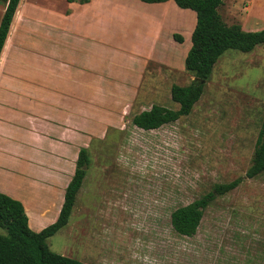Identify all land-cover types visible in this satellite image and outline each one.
Instances as JSON below:
<instances>
[{
  "label": "rangeland",
  "instance_id": "374dc122",
  "mask_svg": "<svg viewBox=\"0 0 264 264\" xmlns=\"http://www.w3.org/2000/svg\"><path fill=\"white\" fill-rule=\"evenodd\" d=\"M226 1L224 21L246 19L247 1L234 3L237 12ZM117 12L114 24H96L95 32L105 35L99 66L74 68L86 85L84 117L80 101L79 111H68L67 126L53 123L67 132V150L54 155L34 148L8 177H34L43 166L59 172L44 192L23 194L31 228L40 231L58 217L75 158L86 148L90 161L70 220L47 241L55 252L88 264H264V172L246 177L264 118V44L251 52L227 50L191 113L145 130L133 117L154 104L178 109L172 85L195 80L185 67L192 43L181 14L190 13L196 24V13L173 0H134ZM238 177L235 189L209 204L193 236L173 228L176 208ZM0 233L7 230L0 226Z\"/></svg>",
  "mask_w": 264,
  "mask_h": 264
},
{
  "label": "crops",
  "instance_id": "0c3cea01",
  "mask_svg": "<svg viewBox=\"0 0 264 264\" xmlns=\"http://www.w3.org/2000/svg\"><path fill=\"white\" fill-rule=\"evenodd\" d=\"M133 1L90 0L79 3L68 0H20L0 55V192L7 191L5 194L22 202L25 192L29 195L30 192L35 195L44 192L47 190V180L57 178L59 172L56 168L48 169L50 166L40 167L42 170L34 177L30 174L22 178L24 182L33 178L30 182L32 185L24 183L22 179L8 177L14 174V169L19 168L22 154L29 157L28 153L34 148L40 147L41 151H50L54 155L62 153L63 146L64 151L67 150V132L57 131L53 123L64 121L67 126L65 118L68 111L70 108L79 111L80 101V117H84L86 85L84 76L78 77L74 68L83 63L88 68L99 66L96 59L101 53L100 37L105 35L95 32L96 24H114L117 9ZM239 1L232 0L229 9L237 12L238 7H234V3ZM245 1L249 9L244 14L246 19L240 18L237 23L245 30L264 29V0ZM5 9L6 3H0V23ZM181 15L184 17L183 26L190 29L192 36L195 20L190 13ZM185 17H189L187 19L190 21H186ZM83 49L86 50L84 56ZM85 67L79 68L84 71ZM68 81L70 85L67 91H63ZM70 88L73 90L71 96ZM21 112L27 116L23 118ZM76 115L79 116V113ZM40 138H47L48 142L39 143ZM22 203L27 211V204Z\"/></svg>",
  "mask_w": 264,
  "mask_h": 264
},
{
  "label": "trees",
  "instance_id": "16d2710c",
  "mask_svg": "<svg viewBox=\"0 0 264 264\" xmlns=\"http://www.w3.org/2000/svg\"><path fill=\"white\" fill-rule=\"evenodd\" d=\"M88 3L90 0H68ZM147 3L168 0H141ZM180 8L196 12V25L191 36V48L185 57V67L195 80L189 85L173 84L171 97L179 104L178 109L154 104L133 117V123L145 130L157 129L175 122L191 113L201 98L206 81L214 67L229 49L251 52L264 44V29L245 30L239 23L228 24L220 14L224 0H174ZM20 0H0L6 3L5 13L0 23V55L6 42L12 20ZM175 37L183 41L180 34ZM89 152L83 148L79 152L75 174L69 182L64 202L58 218L40 231L31 228L23 203L8 194L0 192V226L7 230L0 233V264H88L77 258L65 256L52 250L48 238L56 234L70 220L77 194L83 185L89 164ZM264 172V118L256 142L252 164L246 177L253 178ZM243 180L238 177L230 182L218 183L212 191L202 197L179 206L171 214L173 228L180 234L193 236L201 223L209 204L218 196L235 189Z\"/></svg>",
  "mask_w": 264,
  "mask_h": 264
}]
</instances>
